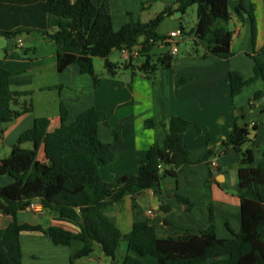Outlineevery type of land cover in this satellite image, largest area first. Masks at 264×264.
<instances>
[{
	"label": "trees",
	"instance_id": "obj_1",
	"mask_svg": "<svg viewBox=\"0 0 264 264\" xmlns=\"http://www.w3.org/2000/svg\"><path fill=\"white\" fill-rule=\"evenodd\" d=\"M249 3L250 0H239L236 10L246 16L251 25L254 77L246 80L238 72H231L232 98L257 80L264 82V47L256 49L257 21L254 6L246 8ZM194 6L197 7V23L188 33L193 49L201 48L203 59L210 56L232 59L229 0H177L176 11L185 15ZM174 11V7L168 6L148 23L130 21L115 31L111 0H77L75 3L72 0H0V35L16 38L32 30L39 31L56 46L58 73L77 65L82 74L93 79L95 89L102 81L95 71L96 58L104 60L106 73L111 78L131 71L132 75L138 72L156 82L159 71L172 68L178 60L169 50L160 56L153 53L157 46L170 47V43H165L167 37L160 36L157 29ZM114 51H127L129 59L122 64L112 62L110 56ZM11 77L7 65H0V131L4 125L34 112L33 101L27 100L32 93L13 91ZM186 82L181 79L178 85ZM56 89L58 87L51 90ZM263 96L264 92H258L252 101H259ZM236 110L239 113L230 138L217 152L225 154L234 150L239 156L237 191L242 222L238 233L231 231V238L217 236L211 208L209 227L197 233L187 232L165 220V225L173 228L172 236L167 239L158 238L155 226L149 222L135 223L132 231L123 235L106 215L109 207L122 204L128 194L139 197L160 187L167 177L177 178L184 167L209 161L216 154L208 151L199 162L191 158L185 147V135L189 130L201 133L194 123L175 115L159 122L148 120L149 128L163 129L165 144H153L149 148L146 157L139 161L135 176L106 182L101 166L113 163L117 155L111 145L99 138V124L104 122L109 127L105 113L91 108L67 126V109L60 105L62 159L58 166L37 160L35 129L23 133L9 159L0 164V176L13 180L0 188V212L15 219L7 228L0 227V264H22V232H40L55 245L68 246L71 264L91 256L96 245L101 247L105 257L115 259L124 239L128 242V251L123 264H264V161L253 167L254 150L259 144L249 136L251 130H257V125L250 127L245 122L247 116ZM113 135L117 140L114 130ZM26 144L34 147L26 148ZM249 144L250 147L245 148ZM178 199L188 204L187 200ZM34 201H39L44 210L78 223L81 231L75 234L55 226L20 224L17 214L31 208ZM162 210L168 212L166 207ZM222 257L226 258L217 260Z\"/></svg>",
	"mask_w": 264,
	"mask_h": 264
},
{
	"label": "crops",
	"instance_id": "obj_2",
	"mask_svg": "<svg viewBox=\"0 0 264 264\" xmlns=\"http://www.w3.org/2000/svg\"><path fill=\"white\" fill-rule=\"evenodd\" d=\"M76 1L72 0L73 3ZM176 3L177 0H111L113 28L119 31L130 21L148 23L166 7L172 6L175 11L160 23L157 33L169 37L180 30L182 37L178 39L179 42L193 45L188 33L195 26L187 30L185 18L188 11L185 15L177 12ZM238 6L239 0H229L230 27L233 31L232 59L222 60L212 56L203 59L201 48L192 49L193 54L186 56V51L180 54L178 48L177 62L170 69H161L156 82L138 72L132 75L131 71H123L116 78L101 72L100 87L95 89L93 79L82 74L77 65L58 73L56 54L53 59L24 57L32 51L36 53V48H27V45L33 42L34 33L39 34V31L24 33L27 36L21 39L0 35V65L6 64L12 73L11 88L15 92L32 93L34 104L33 113L4 125L0 131V164L9 159L19 137L35 129L37 160L58 166L62 159L60 105L67 109V126L73 124L83 112L95 108L105 113L109 124V127L104 122L99 124V138L111 145L112 152L117 155L113 163L101 166L103 179L113 182L124 176H135L138 163L146 157L149 148L153 144H165L163 129L149 128L146 122H159L170 115L179 116L201 130V133L189 130L185 135V147L191 158L199 162L208 151L216 154L209 161L184 167L177 178L167 177L160 187L139 197L128 194L122 204L109 207L106 215L123 235H128L135 223L155 221L153 226L158 238L167 239L172 236L173 228L165 225V220L187 232L197 233L209 227L211 208L217 236L231 238L232 232L240 231L242 222L237 191L239 156L234 150L225 154L217 152L222 143L230 138L239 113L236 109L247 116L245 122L250 127L257 125L256 138L252 140L259 144V148L254 150L256 163L253 167H258L264 161V96L259 101H252L256 93L264 92V82L257 80L235 98L231 97L230 92L231 72H238L246 80L254 77L251 25L246 16L237 12ZM251 6L255 8L258 28L256 49H261L264 47V0H250L246 8L250 9ZM42 40L48 39L43 35ZM20 50L24 56L19 53ZM121 58L122 62L118 64L128 60L127 51L121 52ZM52 70L58 74V80L53 84H39L38 79L32 78L39 75L44 79L46 73ZM181 79L187 82L178 85ZM53 93L57 95V100L51 106L54 112H40L34 97ZM249 103L250 108L246 109ZM113 130L117 133V140ZM25 147L33 148L34 145L26 144ZM248 147L250 144L245 148ZM12 181L9 176H0V188ZM179 197L187 200L188 204L182 203ZM33 205L34 209L29 208L17 214L16 220L20 224L55 226L75 234L81 231L78 223L44 210L39 201H34ZM164 207L168 208V212L162 210ZM14 221V217L0 212L2 229ZM20 245L22 264H71V249L55 245L50 237L40 232H22ZM127 251L128 242L125 239L115 259L105 257L101 247L96 245L91 256L74 264H123Z\"/></svg>",
	"mask_w": 264,
	"mask_h": 264
},
{
	"label": "rangeland",
	"instance_id": "obj_3",
	"mask_svg": "<svg viewBox=\"0 0 264 264\" xmlns=\"http://www.w3.org/2000/svg\"><path fill=\"white\" fill-rule=\"evenodd\" d=\"M197 23V7L194 6L192 8H190L188 10V14L186 15L185 18V26L187 28V30H191V28L193 26H195V24ZM43 35L41 33L37 34L34 33V39L33 42L31 44L27 45V48H36V53L34 51H32L31 53H28L27 55L24 53L22 50L19 51V53L21 52V55L26 57L28 56L31 59H36V58H43V57H47L48 59H53V57L56 54V46L53 42H51L50 40H42ZM178 43V48L180 50V54H183V52L186 51L187 55L188 54H193L192 49L194 48L192 44H185V43H181L179 42V40L177 41ZM171 51V46L168 48H162L161 46H157L155 47L153 53L156 56H160L161 54H163L166 51ZM185 53V54H186ZM110 60L114 63H121L122 62V58H121V52L120 51H114L111 56H110ZM94 66H95V71L96 73L99 75L101 74V72L106 73L105 70V66H104V60L101 58H96L94 60ZM107 74V73H106ZM39 75H35L32 76L33 80H37L39 84H53L55 82H57L58 80V74L56 72V70H52L46 73L45 78H41L38 77ZM47 94H45L44 96H42L41 94H37L34 99L36 100V103L39 104V110L40 112H54L52 106V103L55 102V100H57V95L56 93L53 94H48V96H46ZM33 96L31 97H27V100H31Z\"/></svg>",
	"mask_w": 264,
	"mask_h": 264
},
{
	"label": "built area",
	"instance_id": "obj_4",
	"mask_svg": "<svg viewBox=\"0 0 264 264\" xmlns=\"http://www.w3.org/2000/svg\"><path fill=\"white\" fill-rule=\"evenodd\" d=\"M182 37V31L178 30V31H175L173 33L170 34L169 37H167V39L165 40V43H170L171 45V53L172 55L174 56H177L178 55V39ZM128 53V52H127ZM128 59H129V53H128ZM214 165V163H212ZM34 205L32 204L31 205V209H34ZM150 214H152V212H150Z\"/></svg>",
	"mask_w": 264,
	"mask_h": 264
},
{
	"label": "water",
	"instance_id": "obj_5",
	"mask_svg": "<svg viewBox=\"0 0 264 264\" xmlns=\"http://www.w3.org/2000/svg\"><path fill=\"white\" fill-rule=\"evenodd\" d=\"M25 36H27V35H22V36H18V37H16V38H25ZM140 41H143V38H141L140 39ZM262 100H264V97L262 98ZM256 134H257V130H251V133H250V136H249V138L252 140V139H255L256 138ZM158 219L161 221V216H159L158 217ZM81 223H83V221H81ZM156 222L155 221H152L151 223H150V225H153V224H155Z\"/></svg>",
	"mask_w": 264,
	"mask_h": 264
}]
</instances>
